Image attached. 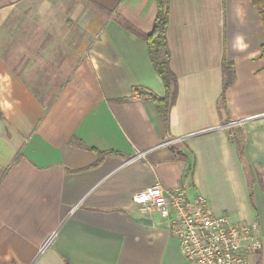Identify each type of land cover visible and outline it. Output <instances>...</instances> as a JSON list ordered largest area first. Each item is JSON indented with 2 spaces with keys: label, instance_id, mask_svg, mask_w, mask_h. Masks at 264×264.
I'll use <instances>...</instances> for the list:
<instances>
[{
  "label": "crops",
  "instance_id": "0c3cea01",
  "mask_svg": "<svg viewBox=\"0 0 264 264\" xmlns=\"http://www.w3.org/2000/svg\"><path fill=\"white\" fill-rule=\"evenodd\" d=\"M156 15L154 0L0 6V264H193L159 215L139 216L134 195L156 184L256 226L263 248L248 264H264L259 10L171 0L167 125L150 99L165 85L137 34Z\"/></svg>",
  "mask_w": 264,
  "mask_h": 264
},
{
  "label": "built area",
  "instance_id": "2783aa9c",
  "mask_svg": "<svg viewBox=\"0 0 264 264\" xmlns=\"http://www.w3.org/2000/svg\"><path fill=\"white\" fill-rule=\"evenodd\" d=\"M133 203L139 216L157 214L169 225L181 252L193 264H248L249 255L263 248L256 226L214 216L204 198L189 200L183 187L169 190L156 184L136 193Z\"/></svg>",
  "mask_w": 264,
  "mask_h": 264
},
{
  "label": "trees",
  "instance_id": "16d2710c",
  "mask_svg": "<svg viewBox=\"0 0 264 264\" xmlns=\"http://www.w3.org/2000/svg\"><path fill=\"white\" fill-rule=\"evenodd\" d=\"M154 2L157 6V15L152 32L149 34H137L146 42L149 58L156 73L160 76L165 85V97L158 98L151 95L150 99L155 103L159 114L167 125L170 108L177 97V78L171 70V51L167 40L171 0H154ZM253 5L259 10L264 23V0H253ZM262 53L264 54V48L262 49ZM223 73L222 99L224 100L225 92L234 80V71L226 60L223 63ZM223 104H225L224 101ZM101 161L102 159L100 158L98 165Z\"/></svg>",
  "mask_w": 264,
  "mask_h": 264
},
{
  "label": "rangeland",
  "instance_id": "374dc122",
  "mask_svg": "<svg viewBox=\"0 0 264 264\" xmlns=\"http://www.w3.org/2000/svg\"><path fill=\"white\" fill-rule=\"evenodd\" d=\"M9 0H0V6L4 5L5 3H7Z\"/></svg>",
  "mask_w": 264,
  "mask_h": 264
}]
</instances>
